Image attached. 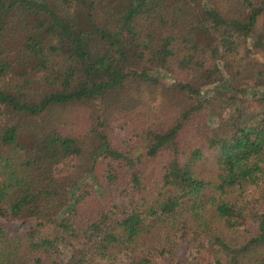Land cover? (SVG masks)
I'll return each mask as SVG.
<instances>
[{
    "label": "trees",
    "instance_id": "obj_1",
    "mask_svg": "<svg viewBox=\"0 0 264 264\" xmlns=\"http://www.w3.org/2000/svg\"><path fill=\"white\" fill-rule=\"evenodd\" d=\"M0 264H264V0H0Z\"/></svg>",
    "mask_w": 264,
    "mask_h": 264
},
{
    "label": "rangeland",
    "instance_id": "obj_2",
    "mask_svg": "<svg viewBox=\"0 0 264 264\" xmlns=\"http://www.w3.org/2000/svg\"><path fill=\"white\" fill-rule=\"evenodd\" d=\"M123 129H118L116 130V134H117V137L119 140H121L122 136H123ZM205 164L208 166V167H211V163L213 162V158H212V155H211V152L209 150H205ZM7 225L11 226L12 224L11 223H7ZM181 251V247H178V250L177 252L180 253Z\"/></svg>",
    "mask_w": 264,
    "mask_h": 264
}]
</instances>
